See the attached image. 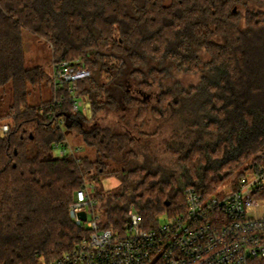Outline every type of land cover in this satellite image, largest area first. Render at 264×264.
Returning a JSON list of instances; mask_svg holds the SVG:
<instances>
[{
    "label": "trees",
    "instance_id": "1",
    "mask_svg": "<svg viewBox=\"0 0 264 264\" xmlns=\"http://www.w3.org/2000/svg\"><path fill=\"white\" fill-rule=\"evenodd\" d=\"M24 29L52 64L90 71L77 81L89 117L28 65ZM166 123L164 158L154 141ZM65 130L95 157L58 155ZM262 154L264 0H0V264L73 248L87 230L69 206L86 184L102 227L122 231L130 210L155 226L184 213L187 188L217 192ZM106 175L112 190L98 188Z\"/></svg>",
    "mask_w": 264,
    "mask_h": 264
},
{
    "label": "built area",
    "instance_id": "2",
    "mask_svg": "<svg viewBox=\"0 0 264 264\" xmlns=\"http://www.w3.org/2000/svg\"><path fill=\"white\" fill-rule=\"evenodd\" d=\"M89 74L76 61L52 64L53 85L60 89L67 84L74 111L83 104L77 81ZM1 130L8 125L3 123ZM77 151L69 144L56 145L60 156ZM231 182L210 195L187 188L184 213L163 217L165 222L158 220L155 226H146L130 210L122 231L101 226L93 186L86 184L70 204L69 216L87 232L73 248L40 264H252L264 259V216L253 211L264 195V161ZM82 211L85 220L79 217Z\"/></svg>",
    "mask_w": 264,
    "mask_h": 264
},
{
    "label": "rangeland",
    "instance_id": "3",
    "mask_svg": "<svg viewBox=\"0 0 264 264\" xmlns=\"http://www.w3.org/2000/svg\"><path fill=\"white\" fill-rule=\"evenodd\" d=\"M24 49L26 52V59L30 62L28 65H41L47 72L52 73V62H51V50L48 43L42 39H39L36 35L24 29ZM197 78L194 76L184 75L182 77V82L185 84L196 82ZM45 97V96H44ZM83 104L79 108V110L86 115L90 116V107L89 103L85 100H82ZM110 118V117H108ZM171 124V123H170ZM170 125L169 123L163 124L161 128L160 134L157 136L154 141L160 149L159 153L161 157H168V155L163 151V143L164 141L170 139ZM66 135V143L69 144L72 148H77L80 154L88 155L90 158L95 157V150L91 147H87L81 137L79 135L74 134L72 131L65 130ZM233 178V177H232ZM231 177L224 181V186L230 185L233 181ZM118 185V180L111 175H106L101 178L100 182H98V188L102 190H112ZM220 186V189L221 187ZM255 215L264 216V195L261 196L259 200L258 207L253 209ZM161 223L165 222L163 217L159 218Z\"/></svg>",
    "mask_w": 264,
    "mask_h": 264
},
{
    "label": "water",
    "instance_id": "4",
    "mask_svg": "<svg viewBox=\"0 0 264 264\" xmlns=\"http://www.w3.org/2000/svg\"><path fill=\"white\" fill-rule=\"evenodd\" d=\"M79 217L82 219V220H85L86 219V214H85V212H80L79 213Z\"/></svg>",
    "mask_w": 264,
    "mask_h": 264
}]
</instances>
